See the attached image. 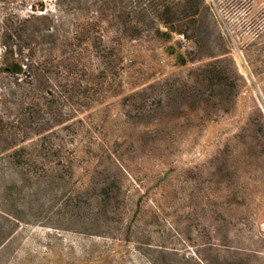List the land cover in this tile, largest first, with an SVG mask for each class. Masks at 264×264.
<instances>
[{
	"label": "rangeland",
	"instance_id": "1",
	"mask_svg": "<svg viewBox=\"0 0 264 264\" xmlns=\"http://www.w3.org/2000/svg\"><path fill=\"white\" fill-rule=\"evenodd\" d=\"M31 4L57 15L64 9L56 0L12 6L24 17ZM201 36V61L226 55L242 77L231 111L198 130L176 128L167 157L142 152L159 143L134 141L142 128L124 123L120 97L197 63L179 66L149 36L127 43L124 92L108 100L113 154L104 152L94 168L95 179H120V206L96 212L93 192L83 209L52 192L20 202L13 215L29 223L0 212V264H264V52L254 45L264 43V0H204ZM171 43L181 52L194 45L181 35ZM218 166L228 176L221 183L211 177ZM165 172L161 191L155 182Z\"/></svg>",
	"mask_w": 264,
	"mask_h": 264
},
{
	"label": "trees",
	"instance_id": "2",
	"mask_svg": "<svg viewBox=\"0 0 264 264\" xmlns=\"http://www.w3.org/2000/svg\"><path fill=\"white\" fill-rule=\"evenodd\" d=\"M13 2L0 0V212L17 223H29L13 215L18 204L40 202L46 192L77 209L93 192L103 214L120 206V179H95L94 168L104 152L113 154L108 100L124 92L127 43L149 36L179 66L197 63L120 97L124 123L142 128L134 141L159 143L142 152L167 157L176 128L201 129L234 107L242 77L226 65L232 59L201 61L197 53L204 0H56L62 14L31 4L24 17ZM174 35L193 48L181 52ZM254 45L264 52V43ZM223 171L211 173L216 183L228 179ZM166 174L155 182L161 191Z\"/></svg>",
	"mask_w": 264,
	"mask_h": 264
}]
</instances>
